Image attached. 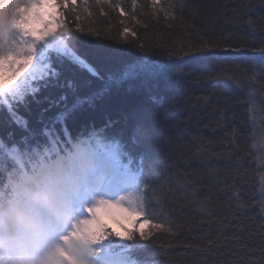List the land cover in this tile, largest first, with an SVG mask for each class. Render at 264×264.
<instances>
[{
    "label": "trees",
    "instance_id": "16d2710c",
    "mask_svg": "<svg viewBox=\"0 0 264 264\" xmlns=\"http://www.w3.org/2000/svg\"><path fill=\"white\" fill-rule=\"evenodd\" d=\"M161 4L174 19L153 16L151 0H76L61 9L70 33L61 29L60 36L79 35L76 28L108 36L101 40L106 55L74 41L97 74L57 64L60 76L19 114L39 129L41 121L67 113L62 124H55L62 138L64 127L72 138L103 130L136 154L144 147L157 151L163 165L152 175L155 212L147 217L166 228L142 230L150 238L140 242L150 247L136 252L139 258L153 264H264V0ZM125 28L136 35L127 37L129 43H113L125 39ZM209 40L220 47L206 57L165 59L169 50L176 54L183 45L194 50ZM140 63L161 74L137 71L120 79L128 66ZM178 67L189 75L174 77ZM144 124L154 138L141 136L144 144L133 148V131ZM23 135L15 125L0 128L5 142ZM9 174L0 164V184ZM139 232L128 230L137 240Z\"/></svg>",
    "mask_w": 264,
    "mask_h": 264
},
{
    "label": "snow or ice",
    "instance_id": "6c2138e0",
    "mask_svg": "<svg viewBox=\"0 0 264 264\" xmlns=\"http://www.w3.org/2000/svg\"><path fill=\"white\" fill-rule=\"evenodd\" d=\"M48 3L53 8L63 9L75 4L76 0H48ZM44 4L45 0H0V73L19 75L32 69L15 86L8 89L0 87V128L15 125L24 133L19 141L5 142L0 138V157H3L0 164L10 170L7 184L0 188V264H153L149 259L135 255L150 247L148 243L140 242L148 241L150 233L140 231L139 240L135 233H129L126 239L133 241L130 244L105 243L111 232L85 234L80 228L79 218L85 212L95 218L98 207L123 208L122 202L129 199V207L123 210L130 216L146 217L136 223L138 229L149 225L164 230V223H152L147 217V213L155 212L152 202L156 199V188L152 175L163 165L157 151L144 147L136 154L122 140L105 136L103 130H92L72 138L64 127L61 129L65 133L62 138L55 130V124H62L67 113H61L47 123L41 121L39 129L31 128L19 114L20 108L26 107L30 98L34 99L42 87H47L50 81L60 76L57 64L68 62L97 74L84 54L74 49V41L79 43L83 40L94 49L95 55L104 56L106 45L101 40L110 39L76 28L79 35H62L54 42L50 40L41 44L43 37H55V33L48 31L53 22L60 26L62 32L70 33L64 20H57L55 15L38 36L22 27L31 22L28 16L32 9L41 8ZM151 4L153 16L163 13L166 19L175 18L165 10L161 0H151ZM167 7L172 11L176 9V5L171 3ZM120 11L124 13L123 8ZM42 19L37 12L35 20ZM122 35L125 37L123 41L113 43H129L127 37H134L136 33H129L125 28ZM37 45H41L39 49ZM136 46L144 47L138 42ZM219 47L211 40L200 41L194 50L188 45L180 47L176 54L169 50L165 59L179 62L206 57ZM38 51L40 56L36 55ZM181 52L183 55L179 54ZM34 58L36 67L32 65ZM21 59L27 63L17 69L16 63ZM161 67L166 70V66ZM137 71L161 74L160 69L140 63L128 66L120 79H127ZM172 75L182 79L189 73L178 67ZM261 78H264V73ZM5 116L6 119L3 118ZM238 134V131L234 133ZM8 135L11 137L12 134ZM141 136L144 141H152L154 132L147 124L134 129L133 148L144 144ZM133 190L136 193L135 206L131 204L132 198L125 195ZM117 196L119 201H116ZM261 203L264 204V200ZM261 228L264 230V225Z\"/></svg>",
    "mask_w": 264,
    "mask_h": 264
},
{
    "label": "rangeland",
    "instance_id": "374dc122",
    "mask_svg": "<svg viewBox=\"0 0 264 264\" xmlns=\"http://www.w3.org/2000/svg\"><path fill=\"white\" fill-rule=\"evenodd\" d=\"M40 13L42 16V21L35 20L36 13ZM55 15L57 20L59 19V14L56 11V8H53L48 3V0H45V4L41 8H34L33 14L28 16V19L31 21L28 24L22 25L27 31L34 32L37 36L39 35L40 31L44 30V25L48 23L52 16ZM60 29V26H58L55 22L51 24V27L48 29L49 32L55 33ZM46 37L51 38L52 36H45L42 38L45 39ZM24 39H28L25 37ZM39 48V47H38ZM37 56H40L41 53L38 51ZM27 63L26 60H18L16 63V68L19 69L21 64ZM33 67H36V59L34 58L32 61ZM32 71V69H28L27 71L23 73H19V75H15L13 72H5L0 73V87H4L5 89L11 88L15 86V84L19 83L20 80H22L26 75H28V72ZM133 191H130L128 193H125L126 196L132 197L134 196ZM99 199V198H98ZM103 199H107V197H103ZM120 197L116 199V201H119ZM132 201V199H131ZM111 203H115V201H111ZM123 208H127L130 205V200L125 199L122 202ZM121 207H98L95 210V218H93L92 214L91 217H80L79 223L80 228L84 231L85 234L93 233V229L99 226V221L104 220L108 221L109 224H114L115 227H135L136 221L135 216H130L127 212H125ZM146 227V225H143L141 228Z\"/></svg>",
    "mask_w": 264,
    "mask_h": 264
},
{
    "label": "bare ground",
    "instance_id": "6f19581e",
    "mask_svg": "<svg viewBox=\"0 0 264 264\" xmlns=\"http://www.w3.org/2000/svg\"><path fill=\"white\" fill-rule=\"evenodd\" d=\"M33 10H34V9H32V11H31V12H33ZM31 12H30V13H31Z\"/></svg>",
    "mask_w": 264,
    "mask_h": 264
}]
</instances>
